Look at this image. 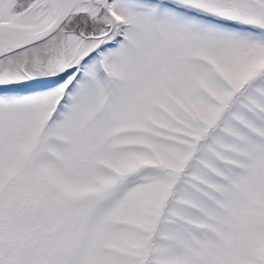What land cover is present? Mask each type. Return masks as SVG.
I'll return each instance as SVG.
<instances>
[{
  "label": "snow or ice",
  "instance_id": "snow-or-ice-1",
  "mask_svg": "<svg viewBox=\"0 0 264 264\" xmlns=\"http://www.w3.org/2000/svg\"><path fill=\"white\" fill-rule=\"evenodd\" d=\"M0 264H264V0H0Z\"/></svg>",
  "mask_w": 264,
  "mask_h": 264
}]
</instances>
